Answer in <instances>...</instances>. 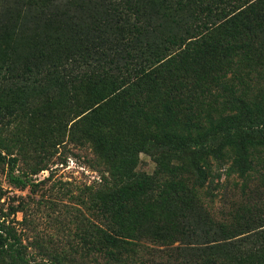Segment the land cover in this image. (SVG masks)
<instances>
[{
    "label": "trees",
    "instance_id": "16d2710c",
    "mask_svg": "<svg viewBox=\"0 0 264 264\" xmlns=\"http://www.w3.org/2000/svg\"><path fill=\"white\" fill-rule=\"evenodd\" d=\"M17 119L100 172L59 184L74 237L36 239L54 264H264V0H0V165L23 190L46 168L15 172ZM25 248L0 221V262Z\"/></svg>",
    "mask_w": 264,
    "mask_h": 264
},
{
    "label": "rangeland",
    "instance_id": "374dc122",
    "mask_svg": "<svg viewBox=\"0 0 264 264\" xmlns=\"http://www.w3.org/2000/svg\"><path fill=\"white\" fill-rule=\"evenodd\" d=\"M10 117H4L3 122ZM24 121L17 119L9 125V131L4 132V137L11 136L13 132L19 134L22 142L11 147L12 156L16 158L15 172L25 171L30 173L36 165H44L46 169L31 173L29 176L37 183V186L25 189L12 187L6 177L7 165H0V221L4 220L14 227L17 235L20 236L21 242L26 246L25 255L28 256V264L44 263L54 264L53 261L39 252L36 239L42 237L43 242L51 236L53 247L58 249L63 244L67 246L68 240L74 237V224L62 229V226L68 223L70 217L64 216L60 210L61 204H70L69 199H60L56 196L59 184L66 188H71L76 192V186L80 185H97L100 181V172L93 167V153L87 146H80L74 141H65L58 145L49 144L41 146L36 138L28 135V129ZM154 162L148 154L141 153L137 168L139 170L151 173L154 169ZM49 179L47 177L49 176ZM223 174L221 181H226L230 187L217 188L213 192V204L216 208L227 204V200L232 197V191L229 190L234 183L240 180L235 174L225 179ZM59 193L60 190L58 189ZM53 193V195H51ZM20 201L26 205V222L24 214L21 211L13 213L11 206H16ZM55 201L57 205H54ZM31 221V223H27ZM156 248L162 246L153 245ZM78 256V254H75ZM0 264H4L0 262Z\"/></svg>",
    "mask_w": 264,
    "mask_h": 264
}]
</instances>
